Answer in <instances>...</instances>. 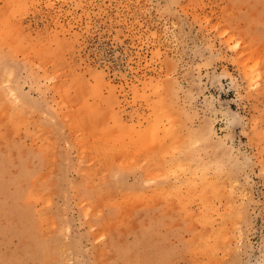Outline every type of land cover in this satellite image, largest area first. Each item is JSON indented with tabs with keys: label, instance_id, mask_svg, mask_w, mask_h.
Segmentation results:
<instances>
[{
	"label": "rangeland",
	"instance_id": "obj_1",
	"mask_svg": "<svg viewBox=\"0 0 264 264\" xmlns=\"http://www.w3.org/2000/svg\"><path fill=\"white\" fill-rule=\"evenodd\" d=\"M0 264H264V0H0Z\"/></svg>",
	"mask_w": 264,
	"mask_h": 264
},
{
	"label": "bare ground",
	"instance_id": "obj_2",
	"mask_svg": "<svg viewBox=\"0 0 264 264\" xmlns=\"http://www.w3.org/2000/svg\"><path fill=\"white\" fill-rule=\"evenodd\" d=\"M3 80H4V79H3ZM163 84H164V83H163ZM1 105H2V104H1ZM19 107H20V106H19ZM19 111H20V110H19ZM3 114H4V113H3ZM19 115H20V114H19ZM91 115H92V114H91ZM91 115H90V116H91ZM1 116H2V115H1ZM88 117H89V116H88ZM94 117H95V116H94ZM92 118H93V117H92ZM15 119H16V118H15ZM98 119H99V118H98ZM89 120H90V119H89ZM95 120H96V119H95ZM90 121H91V120H90ZM93 121H94V119H93ZM93 121H92V122H93ZM94 122H95V121H94ZM1 126H2V125H1ZM171 130H172V129H171ZM192 133H193V132H192ZM192 133H191V134H192ZM189 136H190V134H189ZM191 136H192V135H191ZM193 137H194V135H193ZM191 142H192V141H191ZM190 147H191V146H190Z\"/></svg>",
	"mask_w": 264,
	"mask_h": 264
}]
</instances>
